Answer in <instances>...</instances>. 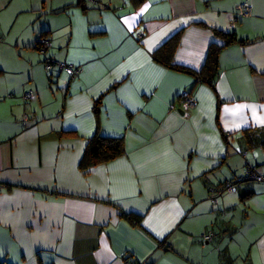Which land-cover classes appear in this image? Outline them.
I'll list each match as a JSON object with an SVG mask.
<instances>
[{
    "label": "crops",
    "instance_id": "1",
    "mask_svg": "<svg viewBox=\"0 0 264 264\" xmlns=\"http://www.w3.org/2000/svg\"><path fill=\"white\" fill-rule=\"evenodd\" d=\"M78 3L0 0L1 263L264 264V182L211 190L264 174V0ZM178 33L185 70L155 58ZM214 44L217 74L198 80ZM49 57L80 72L50 80ZM97 130L125 153L85 167Z\"/></svg>",
    "mask_w": 264,
    "mask_h": 264
},
{
    "label": "trees",
    "instance_id": "2",
    "mask_svg": "<svg viewBox=\"0 0 264 264\" xmlns=\"http://www.w3.org/2000/svg\"><path fill=\"white\" fill-rule=\"evenodd\" d=\"M77 5H81L83 9L86 8V6L83 4V0H79V3ZM216 33L217 35H219L221 38L225 40V45H229L234 42L247 43V41L244 39H238L235 33L223 32V31H217ZM179 37H180V34L178 33L172 36L166 42H164L156 50L155 58L160 63H162L163 65L169 68H172L175 70H185L183 67L175 64L174 62V54H175V51L179 43ZM41 39H46L43 34L38 38L36 46L37 48L45 49L46 47L42 45ZM221 47L223 46H219L216 44L211 46L209 50V54L207 56L206 64L204 67L205 69H203L205 73H196V72L193 73L198 80L210 81L217 74L218 65H219L218 58H219V52L221 50ZM50 58H53V57H50ZM54 60L57 61L56 59ZM45 61L46 60H44L45 70L47 71L49 75V79L52 80V75L54 74V68H57L58 70H61V69H59L58 67H54L52 72L49 73L48 70L46 69ZM65 64H68V63H65ZM78 69L80 70V68ZM76 75L75 74L71 75V77H75ZM180 96L178 98H180ZM100 103L101 101H99L95 105L96 112H98L99 110ZM124 153H125V147H124V140L122 137L104 136L100 133V131L97 130L95 135L92 138H90V140L88 141V144H87V147L84 153V157L82 159V164H85V167L97 165L98 163L113 160L119 156H122ZM128 218L131 221H133V223L135 224H138V225L141 224L142 218L140 216L131 215V216H128ZM0 264H6V263H1L0 261Z\"/></svg>",
    "mask_w": 264,
    "mask_h": 264
},
{
    "label": "built area",
    "instance_id": "3",
    "mask_svg": "<svg viewBox=\"0 0 264 264\" xmlns=\"http://www.w3.org/2000/svg\"><path fill=\"white\" fill-rule=\"evenodd\" d=\"M251 11H252V8L247 3H243V4L238 5L237 13H236V16H235L233 23L235 21H237L240 16L249 15L251 13ZM41 43L46 48L51 45V42L47 39H41ZM45 65H46V69L48 70L49 73L52 72L54 67H58L59 69L66 71L70 75H74V74L76 75L80 71L78 68H76L72 65L57 62L53 58H50V57L46 59ZM34 95H35V93L32 89L24 93V97L26 99H30V98L34 97ZM181 98L184 101L186 107L194 108L196 106V100L190 93L184 92L181 95ZM27 118H28V115H25L24 119L26 120ZM242 181L264 182V174L259 173L255 167L247 164L246 168H245V172L243 175H240L235 180L228 181L224 185H221L217 188H212L211 190H213V192H216V195H220L223 192H233L236 188V184L239 182H242ZM204 239L207 241L211 240L212 234L211 233L204 234Z\"/></svg>",
    "mask_w": 264,
    "mask_h": 264
},
{
    "label": "rangeland",
    "instance_id": "4",
    "mask_svg": "<svg viewBox=\"0 0 264 264\" xmlns=\"http://www.w3.org/2000/svg\"><path fill=\"white\" fill-rule=\"evenodd\" d=\"M53 77H54V76H53ZM1 117H5V116H4V115H1ZM1 117H0V118H1ZM1 119H2V118H1Z\"/></svg>",
    "mask_w": 264,
    "mask_h": 264
}]
</instances>
